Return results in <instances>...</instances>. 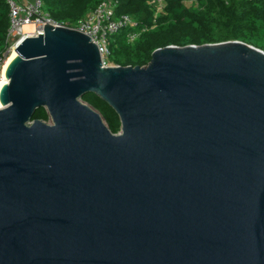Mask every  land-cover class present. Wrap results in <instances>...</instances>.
Listing matches in <instances>:
<instances>
[{"label":"water","instance_id":"water-1","mask_svg":"<svg viewBox=\"0 0 264 264\" xmlns=\"http://www.w3.org/2000/svg\"><path fill=\"white\" fill-rule=\"evenodd\" d=\"M14 51L0 264H264L263 51L166 46L145 66L103 67L89 36L46 23ZM40 108L48 122L32 120Z\"/></svg>","mask_w":264,"mask_h":264},{"label":"trees","instance_id":"trees-1","mask_svg":"<svg viewBox=\"0 0 264 264\" xmlns=\"http://www.w3.org/2000/svg\"><path fill=\"white\" fill-rule=\"evenodd\" d=\"M149 0H117L116 15L132 17L145 29L134 43H128L123 29L110 38L109 63L115 66H145L151 53L166 46H201L240 41L264 52V0H194L187 7L183 0H164L163 13L154 17ZM100 0H43V10L58 24L70 26L91 11ZM8 8L0 0V65L7 50ZM81 101L95 110L111 133L119 132L116 113L98 96L85 93ZM48 122L43 108L32 120Z\"/></svg>","mask_w":264,"mask_h":264},{"label":"built area","instance_id":"built-area-1","mask_svg":"<svg viewBox=\"0 0 264 264\" xmlns=\"http://www.w3.org/2000/svg\"><path fill=\"white\" fill-rule=\"evenodd\" d=\"M8 8V28L6 31L7 50L5 58L9 52L15 48L26 37H36L42 33L43 23L51 26L74 29L89 36L97 45L101 64L103 67L115 66L109 63L110 37L123 29H130L126 40L134 43L145 29H140L136 21L128 15H116L114 12L117 0H100V2L89 12H87L76 23L65 26L51 20L43 10V0H2ZM187 6H195L194 0H183ZM149 6L154 17L163 13L165 7L164 0H149ZM25 26H31V31H24ZM5 60V59H4ZM4 62V61H3ZM2 62V64H3ZM0 65V76H1Z\"/></svg>","mask_w":264,"mask_h":264},{"label":"bare ground","instance_id":"bare-ground-1","mask_svg":"<svg viewBox=\"0 0 264 264\" xmlns=\"http://www.w3.org/2000/svg\"><path fill=\"white\" fill-rule=\"evenodd\" d=\"M29 26H25L24 27V31H29ZM14 50L11 51V54L8 56V58L4 61L2 67H1V76H0V87L3 83H7V80L4 78V70L8 64V62L10 61L11 57L13 56L14 54Z\"/></svg>","mask_w":264,"mask_h":264},{"label":"rangeland","instance_id":"rangeland-1","mask_svg":"<svg viewBox=\"0 0 264 264\" xmlns=\"http://www.w3.org/2000/svg\"><path fill=\"white\" fill-rule=\"evenodd\" d=\"M29 29H30L29 31H31L32 27H31V26H29ZM26 32H28V31H26ZM110 39H111V38H110ZM10 54H11V52H9V53L7 54V56H6L5 60L8 58V56H9ZM5 60H4V61H5ZM3 63H4V62H3ZM2 65H3V64H2Z\"/></svg>","mask_w":264,"mask_h":264}]
</instances>
